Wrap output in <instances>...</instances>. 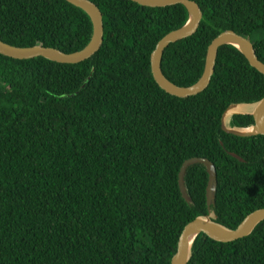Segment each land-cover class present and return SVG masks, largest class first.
<instances>
[{
    "label": "trees",
    "instance_id": "16d2710c",
    "mask_svg": "<svg viewBox=\"0 0 264 264\" xmlns=\"http://www.w3.org/2000/svg\"><path fill=\"white\" fill-rule=\"evenodd\" d=\"M89 1L104 27L90 59L68 65L0 55V264H170L185 225L208 214L205 166L185 173L190 203L179 189L191 158L215 166L216 224L234 230L264 209V136L221 129L230 105L264 97L263 75L222 46L205 91L171 96L154 81L150 55L185 25L186 9ZM192 1L202 12L197 31L162 55L170 82L194 85L208 46L226 31L252 40L264 64V0ZM91 35L88 15L64 0H0V41L11 46L73 53ZM253 123L251 115L228 121ZM187 264H264V221L229 243L200 234Z\"/></svg>",
    "mask_w": 264,
    "mask_h": 264
},
{
    "label": "water",
    "instance_id": "95a60500",
    "mask_svg": "<svg viewBox=\"0 0 264 264\" xmlns=\"http://www.w3.org/2000/svg\"><path fill=\"white\" fill-rule=\"evenodd\" d=\"M72 6L85 12L92 24V35L89 43L82 50L73 53H64L51 47L36 45L32 47H15L0 41V55L15 60H30L44 58L59 64L75 65L90 59L102 46L104 27L102 14L99 8L89 0H64ZM139 6L147 8H163L174 5H182L187 13L188 20L184 26L165 35L156 44L150 55V67L154 81L165 93L177 97L188 98L196 96L206 90L210 79L214 73L215 60L218 49L222 46L235 47L246 59L250 67L254 68L264 77V64L258 59L253 44L248 37H242L233 31H226L217 36L207 48L205 65L202 76L192 86L179 87L170 82L162 73L161 60L165 49L172 43L192 36L198 29L202 19V12L198 4L192 0H129ZM233 115H251L254 123L246 128H235L228 125L230 117ZM221 129L224 133L241 138L264 136V97L253 105L233 104L230 105L222 115ZM222 145V142H221ZM229 155L240 162L243 160L234 153ZM200 164L205 166L208 173V183L206 188V205L208 214L197 217L183 228L178 242L176 253L170 264H187L191 257V250L196 238L200 234L219 243H229L249 236L255 227L264 221V209L257 210L249 214L234 229H227L214 222L215 215L210 209L215 203V193L217 187L216 169L212 162L204 158H191L186 160L179 171V189L183 199L190 203L191 199L187 194L184 177L190 166Z\"/></svg>",
    "mask_w": 264,
    "mask_h": 264
},
{
    "label": "rangeland",
    "instance_id": "374dc122",
    "mask_svg": "<svg viewBox=\"0 0 264 264\" xmlns=\"http://www.w3.org/2000/svg\"><path fill=\"white\" fill-rule=\"evenodd\" d=\"M252 41V40H251Z\"/></svg>",
    "mask_w": 264,
    "mask_h": 264
}]
</instances>
